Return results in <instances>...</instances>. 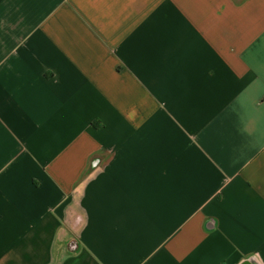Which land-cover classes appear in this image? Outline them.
Returning a JSON list of instances; mask_svg holds the SVG:
<instances>
[{
    "label": "crops",
    "instance_id": "crops-1",
    "mask_svg": "<svg viewBox=\"0 0 264 264\" xmlns=\"http://www.w3.org/2000/svg\"><path fill=\"white\" fill-rule=\"evenodd\" d=\"M0 264H264V0H0Z\"/></svg>",
    "mask_w": 264,
    "mask_h": 264
}]
</instances>
